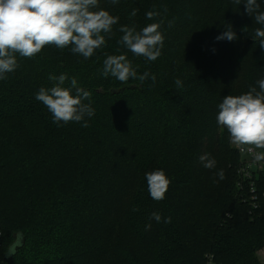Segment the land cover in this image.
<instances>
[{"label": "trees", "instance_id": "1", "mask_svg": "<svg viewBox=\"0 0 264 264\" xmlns=\"http://www.w3.org/2000/svg\"><path fill=\"white\" fill-rule=\"evenodd\" d=\"M99 2L120 19L93 57L45 45L32 59L17 54L19 68L0 80V264H260L264 201L253 209L238 196L240 155L215 118L223 97L264 78V50L251 34L261 26L232 0ZM149 11L159 15L149 20ZM161 20L156 61L117 43L120 26ZM228 24L238 39L217 41ZM119 54L138 75L155 74V85L103 77L106 55ZM62 73L91 93L89 127L58 126L35 99ZM206 153L214 169L199 161ZM156 169L171 180L159 202L145 179Z\"/></svg>", "mask_w": 264, "mask_h": 264}, {"label": "clouds", "instance_id": "2", "mask_svg": "<svg viewBox=\"0 0 264 264\" xmlns=\"http://www.w3.org/2000/svg\"><path fill=\"white\" fill-rule=\"evenodd\" d=\"M233 4H245L246 13L260 25L254 29L252 39L264 50V10L258 0H232ZM115 5L119 0H110ZM131 16L136 15L133 9ZM159 13L149 11L146 18L153 20ZM119 16L100 7L99 0H0V80L7 79L8 73L19 68L17 54L24 58H35L45 45L56 46L63 51L68 48L73 54L89 59L96 51L105 47L107 39L113 35V27L119 23ZM172 22H169L171 26ZM163 20L147 24L137 30L135 25H122V36L117 41L136 57L149 62L156 61L162 54L164 35L160 30ZM243 32H249L247 27ZM232 25H226V31L216 37L217 41L237 40ZM102 76L114 77L127 84L130 79L144 82L151 79L155 85L156 76L148 71L138 75L137 66L126 54L106 55L103 61ZM54 84L50 88L41 87L35 99L41 102L52 115L58 126L68 123H81L89 127L88 119L95 115L89 91L79 87L75 77L69 80L67 74L49 75ZM68 82V86H65ZM177 88L183 87V81H174ZM255 86H250L241 95H227L218 104L217 125L226 128L230 145L242 152L254 154V159L264 161V78ZM85 101H88L85 103ZM199 161L206 169L216 167L215 158L202 154ZM217 175L224 179V172ZM148 192L157 202L165 199L171 180L163 169L145 173ZM135 211V209H134ZM150 219L158 223L162 217L158 212L151 213ZM164 223H171V217L163 218ZM151 224L145 225L149 230Z\"/></svg>", "mask_w": 264, "mask_h": 264}, {"label": "built area", "instance_id": "3", "mask_svg": "<svg viewBox=\"0 0 264 264\" xmlns=\"http://www.w3.org/2000/svg\"><path fill=\"white\" fill-rule=\"evenodd\" d=\"M235 151L241 156L236 171L238 177L237 194L243 202H248L251 208L256 209L258 201H264V161H257L254 159V154L242 152L236 147Z\"/></svg>", "mask_w": 264, "mask_h": 264}, {"label": "rangeland", "instance_id": "4", "mask_svg": "<svg viewBox=\"0 0 264 264\" xmlns=\"http://www.w3.org/2000/svg\"><path fill=\"white\" fill-rule=\"evenodd\" d=\"M230 148H231V150L235 151V146L230 145ZM240 160H241V156H240ZM237 168H238V166H237ZM237 168H236V171H237ZM256 255H257V258H258L260 264H264V249L259 250Z\"/></svg>", "mask_w": 264, "mask_h": 264}]
</instances>
